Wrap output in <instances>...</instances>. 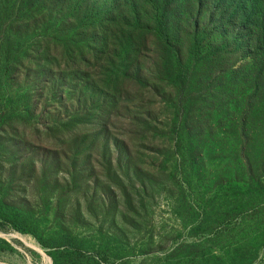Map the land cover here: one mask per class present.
<instances>
[{
    "label": "rangeland",
    "instance_id": "374dc122",
    "mask_svg": "<svg viewBox=\"0 0 264 264\" xmlns=\"http://www.w3.org/2000/svg\"><path fill=\"white\" fill-rule=\"evenodd\" d=\"M111 1L0 0V203L49 244L0 223V264H264V56L217 29L262 0L192 2L197 46L175 19L168 48L151 21L128 79L112 36L160 12ZM176 2L170 18L193 14Z\"/></svg>",
    "mask_w": 264,
    "mask_h": 264
},
{
    "label": "trees",
    "instance_id": "16d2710c",
    "mask_svg": "<svg viewBox=\"0 0 264 264\" xmlns=\"http://www.w3.org/2000/svg\"><path fill=\"white\" fill-rule=\"evenodd\" d=\"M124 1H130V0H124ZM195 0H186L187 8H188V2L191 3L190 9L193 11V14H185L183 17L178 18H170L168 13L175 8L177 2L176 0H148V2L152 3V11H158L160 12L159 17L155 20V18H150L148 16H140L139 14H133L132 19L126 20L125 25H127V30L123 32L122 35H119L120 32L116 34V36H112L113 41L116 42V47H113V49L108 52V55H106L105 59L109 60L110 63L114 61V59L120 60V69H122V74H124V78L128 79L133 74H135V70L137 69V64L139 63V59L141 56L145 55V52L143 51L146 43L149 42L150 37L149 33L147 32V27L150 26L151 21L155 24V27L159 30L161 29L159 34L157 36L163 37L164 41L166 42L167 47L171 45L170 41V24L172 22L179 21L183 27L187 28L186 33L189 41V45L197 46L199 43H201V35L202 31L200 30L203 26L202 18L200 15V11L203 9L204 5H196L198 7H195L192 5V2ZM201 2V0H198ZM205 2H208V5L211 8H218L223 3L227 4V8H230L235 5L234 0H204ZM249 1V0H248ZM18 2H11L10 6L11 9L13 7H18ZM115 0H112L110 2L111 9H115ZM262 7L264 8V0H262ZM119 4V3H118ZM197 8V9H196ZM128 9V8H127ZM188 9V10H190ZM261 11H263L261 9ZM195 12V13H194ZM219 22L217 29L220 31H223L224 33L232 34L233 37H236L237 34H242L243 38L242 40L245 42L244 47L245 49H249L252 51L251 58L254 63H256L257 60L261 61V57L259 55L264 56V13H258L256 3L250 4L249 2H241L239 10L236 12L235 17L226 18L225 12L221 13V15L218 17ZM115 20H112V23ZM80 22V20H78ZM116 25V24H115ZM138 25L141 27V31H138V34H136V30L138 29ZM101 40H103L107 37L108 33L104 30V28L101 26ZM77 33L79 32V28H72ZM33 33V30H32ZM31 34V32H29ZM73 36H76V33H71ZM111 34V33H110ZM109 34V35H110ZM29 35H26L23 33L20 36V40L24 43H26V38ZM128 47H127V46ZM113 46V44H112ZM103 47V45H102ZM173 51V57L175 58V61L178 63V65H183L182 60V54L179 50ZM83 54V52H81ZM260 57V58H258ZM85 63V71H84V77L90 75L91 69H93L92 63L84 59ZM100 69H104L103 64H97L96 66ZM144 77V76H143ZM143 79V78H141ZM145 79V78H144ZM109 83H105V87H107ZM106 97H108V93L105 92ZM150 119H154L153 116L149 117ZM156 124L157 121L153 120ZM140 122L142 124L147 125L148 123L140 116ZM0 223H3L5 225L10 226L12 229L22 233V234H29L32 235L38 243L42 247H48V242H46L44 239H42L40 236H37V234L34 232V230L25 223V218L21 211L12 206L7 204L0 203ZM48 256L52 260V264H58L57 259L59 252L57 250L54 251H48Z\"/></svg>",
    "mask_w": 264,
    "mask_h": 264
},
{
    "label": "bare ground",
    "instance_id": "6f19581e",
    "mask_svg": "<svg viewBox=\"0 0 264 264\" xmlns=\"http://www.w3.org/2000/svg\"><path fill=\"white\" fill-rule=\"evenodd\" d=\"M17 236H18V238H20V240H24L25 241V239H24V237L23 236H19L18 234H17ZM33 248H37L39 251H40V249L37 247V246H34V245H32V244H30Z\"/></svg>",
    "mask_w": 264,
    "mask_h": 264
}]
</instances>
